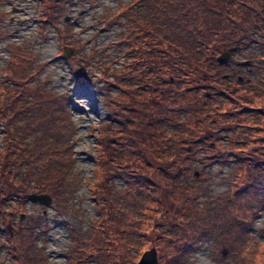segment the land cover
<instances>
[{"label":"trees","instance_id":"trees-1","mask_svg":"<svg viewBox=\"0 0 264 264\" xmlns=\"http://www.w3.org/2000/svg\"><path fill=\"white\" fill-rule=\"evenodd\" d=\"M39 1L45 14L43 26L55 27L61 46L76 50V56L69 62L78 81L85 83L91 76L82 74L92 65L91 58L79 52L86 45L78 39L75 41L73 17L66 21L67 6L85 0ZM91 1L98 3V0ZM4 15L0 12V19ZM62 18L64 25L60 24ZM96 24L100 32L119 28L113 42L100 49L94 46L92 51V56L102 54L110 60L102 59L94 66L100 72L97 80L103 83L102 103L108 111L107 119L100 123V128H96L95 161L99 169L96 171V185H88L100 219L96 223L90 222L85 215L81 219L79 211L71 204L80 187L79 176L72 173L77 161L74 146L78 134L72 121V97L53 92L49 88V77L43 80L48 63L39 64L35 56L13 46L10 48L11 59L5 69L0 70V76H3L0 82V122L5 120L4 148L0 151V233L6 237L0 236V254L4 253L0 264H8V257L10 264H48L44 249L37 248L38 239L49 230L48 224L43 215L33 217L26 212L29 194L49 195L57 211L80 218V225L89 224L85 234H79L77 228L68 229L71 236L68 256L74 258L76 249L95 236L92 229L98 235V241L103 240V245L117 241L110 233L109 223L114 224L126 217L125 211L121 212L115 206L118 201H125L127 208L131 200L137 198L139 213L147 214V226L158 221L159 212L167 211L165 197L174 202L170 195L178 192V186L162 171L157 173L152 169L154 153L158 152L161 142L169 143L174 149L169 154L175 157L172 162L181 163L179 167L183 166L188 174L192 170L189 159L193 152L186 149V163L185 157L178 159L180 155L174 154L177 151L174 147L182 141L179 136L182 129L198 126L204 117L216 120L226 115L238 99L236 96H244L246 105L258 106L249 108L251 111L260 112L261 116L264 114V71L254 80L250 77V69V74L241 75L242 68L246 67L242 63H234L238 52L245 53L253 47L254 51L247 52V60L256 58V64L264 68V0H131L130 3L119 4L115 11L104 12ZM222 44L227 49L240 48L225 65L217 62L218 47ZM256 95L262 100H258ZM258 125L264 126V122ZM168 127L174 130L166 131L164 128ZM260 128L256 129H264ZM185 131L187 143L190 128ZM133 151L141 153L142 157H133ZM144 155L147 156L144 158ZM218 156L221 165L228 164L223 160L228 154L220 152ZM263 166L252 163L250 172L261 176L254 183L260 184L264 190ZM119 169L125 172L127 180H137V195L132 191L121 193L116 190L114 176H120ZM145 169L152 173H146ZM234 171L232 169L226 177L230 182H233ZM152 174L163 186L159 181L155 185L148 183ZM199 174L201 176L202 171L199 170L194 178ZM233 188L229 186V191ZM190 189L187 185L185 190H181L182 207L175 215L173 213L174 220L180 219L184 212L187 220V216L196 211L190 203L200 204L199 194L187 198L186 192L188 194ZM164 191L165 197L161 193ZM138 195L145 197L143 203ZM152 197L153 201L149 202ZM224 199V194L215 199L217 205L213 211L225 206L231 208L233 199L230 202H224ZM257 200L255 206L247 205L248 201L246 203L250 209H258L251 213L252 216L264 211V192ZM259 202L262 203L260 210ZM22 215H25L24 221ZM8 216L12 218L11 231L4 227ZM101 223L105 225L104 231H98ZM204 232V235L190 232L195 234L186 248L182 247L183 255L195 250L197 240L206 234H212L215 250L218 249V235L211 227ZM103 233L106 237L102 236ZM124 234L128 236L127 232ZM225 234L229 236L227 232ZM142 242L141 246L149 243L145 239ZM215 250L213 259L217 261ZM91 259L86 255L83 263L88 260L93 264ZM176 259L177 256L172 260ZM159 262L163 264L161 258Z\"/></svg>","mask_w":264,"mask_h":264},{"label":"rangeland","instance_id":"rangeland-1","mask_svg":"<svg viewBox=\"0 0 264 264\" xmlns=\"http://www.w3.org/2000/svg\"><path fill=\"white\" fill-rule=\"evenodd\" d=\"M130 2L131 0H98V3H93L91 0H85L67 6L68 16L73 17L75 41L78 39L86 45V48L79 52L90 57L92 62L88 68L89 72L85 71L82 74L86 77L91 76V79L87 78L85 83L81 84L74 75L69 62L73 56H76V50L61 46L55 27L43 26L45 14L42 2L39 0H0V12L5 13L0 19V70L5 69L12 57L10 48L17 46L24 53L35 56L39 64L48 63L47 71L42 78L44 81L48 77L51 79L49 88L53 92L58 95L69 94L72 97V121L78 129L74 146V157L77 161L72 173L79 176L80 187L71 204L79 211L78 216L81 219H83L82 215H85L90 222L95 221L94 223L100 219V215L96 211V202L91 198L88 185H96V171L99 170L95 161L97 156L95 150L96 128H100V123L104 122L108 115V111L102 103L104 98L101 90L103 83L97 80L100 72L95 70L94 66L97 61L102 59L107 62L110 60L102 54L92 56V51L94 46L100 49L113 42L119 30L118 27H115L110 31L102 30L103 32H100L96 20L104 12L118 9L119 4ZM63 19L60 22L62 25H64ZM64 50L67 51L69 57H64ZM218 50L219 57L228 49L222 44ZM107 51L110 52L111 49ZM251 51H254L253 47L247 52ZM247 52H236L234 63H242L246 67L242 68L241 75L248 74L250 69L252 71L251 74L249 73L250 77L255 80L258 75L263 74L264 68L260 64H256L258 62L256 58H251L253 61L247 60ZM254 53L258 55L257 51ZM122 61L123 59H121V63ZM248 66L251 68L247 69ZM2 78L1 75L0 82ZM240 79L242 81L241 76ZM236 98L238 99L234 101L226 115L220 116L216 120L214 117L209 119L204 117L198 126L188 127L190 133L187 136V143L185 129L188 128L180 131L179 136L182 141L174 147L177 149L174 154L180 155L181 158L178 159L185 157L186 163V149L193 152L192 158L189 159L192 170H189L188 174L184 172L183 166L179 167L181 163L177 161V164H174L172 162L175 157H171L169 154H172L174 149L169 146V143L161 142L159 144L158 152L154 153L155 163L153 162L152 169L157 173L162 171L164 176L171 178L178 186V192L169 194L174 202L165 197V191L161 192L165 197L164 203L167 206V211L158 213L156 223H152L150 226L146 225L148 217L147 214L139 213L137 198L134 197L127 208H125V201L120 200L115 206L121 212L125 211L126 217L114 224L109 223L110 233L117 238V241L114 244L103 245L101 242L103 240L98 241L95 230L90 228L92 229L91 233H94L95 236H91L92 238L76 249L78 256L75 255L74 258H71L68 256L71 243L69 227L77 228L79 234H85V229L89 227V224L80 225L78 223L80 218L57 211L54 204L45 207V210L42 205L28 202L26 206L28 215L33 217L43 215L48 224L49 230L42 234L43 236L37 242V248L44 249L48 264H91L88 260L83 263L86 255L93 258L91 259L93 264H138L142 255L152 248H156L163 264L168 262V264L171 262L176 264H264V211L260 210L262 203L259 202L260 211L256 216H252L251 213L258 209L252 210L247 206L248 204L255 206L257 197L263 195L264 192L260 184L254 183L261 176H255L250 172L252 163L264 164V129L260 130L262 129L260 127L264 126L258 125L260 122H264V114L261 116L262 113L251 111L249 108L258 106L246 105L244 96H236ZM256 98L262 100L261 96L256 95ZM243 118L246 119L242 120ZM4 122L5 120L0 122V151L4 148ZM234 123H236L235 126ZM247 126L253 129H249ZM164 129L166 131L174 130L171 127ZM216 146L217 148L212 150ZM259 147H263V149ZM220 152L224 155L228 154V157L223 159L224 163L228 164L221 165L219 163L221 158L218 153ZM131 155L136 158L142 157L141 153L135 151ZM158 155L164 157L160 158ZM146 156L144 155V158ZM232 169L235 171L233 172V182H230L226 177L228 178ZM199 170L202 171V174L201 176L199 174L200 177H196L198 179L196 180L194 175ZM119 172L120 176H114L116 190L121 193L132 191L137 195V180H127L125 172L122 169H119ZM145 172L150 173L151 170L145 169ZM71 176L73 177V175ZM156 181L159 179L152 174L148 183L152 182L155 185ZM239 181L243 182L239 184ZM161 185L163 186V183ZM187 185L191 187L188 194L186 192L187 198L191 199L199 194L200 204L190 203V207H195L196 211L191 216H187V220L186 212L180 219L174 220L173 213L175 215L177 209L182 207L181 190H185ZM231 185L232 188L234 186L233 191H229ZM160 190L158 189V191ZM222 194L225 195L224 202H230L233 199L234 204L231 203L232 206L229 209L228 206H225L213 211V207L217 205L215 199H218V196ZM138 198L142 203L145 200L143 196L138 195ZM151 201H153V197L149 200V202ZM199 210L203 212H198ZM24 220L25 218H23ZM11 223L12 218L8 216L4 220V227L11 228ZM208 227H211L218 235V249L215 250V240L212 238V234L210 236L206 234L204 238L197 240L195 250L186 256L183 255L182 247L186 248L195 233L204 235V231ZM104 230L105 225L101 223L98 231ZM124 232H127L128 236H125ZM190 232L195 233L190 234ZM226 232L229 234L228 237ZM247 234L248 239H246ZM142 235L145 236L142 237ZM0 236L6 239L3 233H0ZM102 236L106 237V234L103 233ZM121 238L131 240L125 241ZM143 239L149 243L141 246L140 243H143ZM82 250L88 252L84 253ZM213 250L218 253L217 261L213 259ZM176 256L177 259L172 260ZM3 258L4 253H1L0 259ZM6 263H11L9 257L6 259Z\"/></svg>","mask_w":264,"mask_h":264},{"label":"water","instance_id":"water-1","mask_svg":"<svg viewBox=\"0 0 264 264\" xmlns=\"http://www.w3.org/2000/svg\"><path fill=\"white\" fill-rule=\"evenodd\" d=\"M66 21H70V17H67ZM239 47H234V48H230L227 51L223 52L218 58H217V62L220 64H227L229 62V60L231 59L232 55L236 52L239 51ZM64 57H69V54L67 53L66 50H64L63 52ZM249 64V63H247ZM27 200L30 203H37L39 205H42L44 207H50L52 205V199L49 195L46 194H29L27 196ZM25 215L21 216V219L24 218ZM8 231H11V228L8 227L7 228ZM138 264H159V256H158V252L156 250V248H152L151 250L146 251L140 261L138 262Z\"/></svg>","mask_w":264,"mask_h":264}]
</instances>
